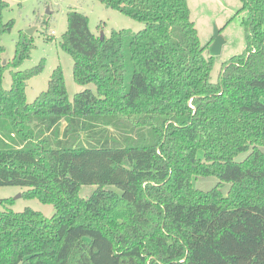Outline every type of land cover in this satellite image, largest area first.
I'll list each match as a JSON object with an SVG mask.
<instances>
[{
    "label": "trees",
    "instance_id": "obj_1",
    "mask_svg": "<svg viewBox=\"0 0 264 264\" xmlns=\"http://www.w3.org/2000/svg\"><path fill=\"white\" fill-rule=\"evenodd\" d=\"M100 1L145 26L101 39L70 10L63 47L97 93L70 100L58 66L29 103L45 59L13 69L34 47L23 33L4 63L14 21L0 0V186L56 209L0 210V264H264V0H241L246 48L216 82L188 0ZM196 176L219 183L201 190ZM84 184L97 185L88 197Z\"/></svg>",
    "mask_w": 264,
    "mask_h": 264
},
{
    "label": "rangeland",
    "instance_id": "obj_2",
    "mask_svg": "<svg viewBox=\"0 0 264 264\" xmlns=\"http://www.w3.org/2000/svg\"><path fill=\"white\" fill-rule=\"evenodd\" d=\"M9 5L3 11L4 21L13 20L14 26L10 32L2 35L1 42L5 47L3 61L9 62L14 58L17 42L28 29L33 30L34 47L20 66L13 68L23 71L38 65L45 59L44 70L41 74L31 78L26 87V99L29 103L35 102L40 93L47 90L53 71L61 66L70 100L76 93L91 89L97 93L95 83L86 85L76 82L73 73L74 60L72 55L63 47L62 36L68 29V12L77 10L89 17L90 29L100 35L109 37L113 29H129L137 32L145 23L136 20L121 11L107 7L100 0H7ZM191 9V18L198 29L200 42L206 48L207 57L214 56L215 63L211 72V80L216 82L223 63L246 48V33L243 19L248 10L242 9L241 0H188ZM224 39L221 51L212 55L211 45L216 29ZM13 76L11 69L4 74L3 86L9 89L12 86ZM249 151L240 153L237 161L244 160ZM199 157L203 158V150H199ZM219 183L217 176H196L193 178L194 187L201 190H210ZM95 184L81 186L80 195L88 197L95 189ZM230 184L226 183L223 191L227 194ZM27 186L3 185L0 186V210L11 208L17 212L26 208H33L51 217L56 209L51 203H45L38 198L24 196ZM12 199L11 202L6 201Z\"/></svg>",
    "mask_w": 264,
    "mask_h": 264
},
{
    "label": "water",
    "instance_id": "obj_3",
    "mask_svg": "<svg viewBox=\"0 0 264 264\" xmlns=\"http://www.w3.org/2000/svg\"><path fill=\"white\" fill-rule=\"evenodd\" d=\"M26 33L29 34V35H32L33 34V30L28 29L26 31ZM104 38H105V35L102 33L101 34V39H104ZM213 39L214 40H213V43H212L210 49H211L212 55H216V54H218L221 51L222 45L224 43V39L220 35V30L218 28L215 30V34H214V38ZM4 63H5V61H4Z\"/></svg>",
    "mask_w": 264,
    "mask_h": 264
}]
</instances>
